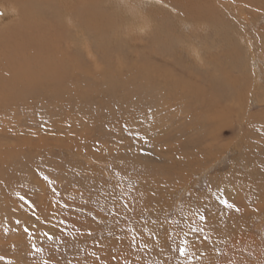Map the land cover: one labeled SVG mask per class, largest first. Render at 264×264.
Masks as SVG:
<instances>
[{
    "label": "rangeland",
    "instance_id": "374dc122",
    "mask_svg": "<svg viewBox=\"0 0 264 264\" xmlns=\"http://www.w3.org/2000/svg\"><path fill=\"white\" fill-rule=\"evenodd\" d=\"M97 2L117 10L109 6L117 25L98 33V90L25 92L0 109V264H264V0L235 14L216 8L228 25L175 31L156 20L136 29L119 0ZM156 4L161 16L171 12ZM64 37L90 65L86 38ZM163 45L162 62L151 52L163 54ZM228 47L238 69L218 56ZM149 57L184 66L160 77L169 83L155 96L136 89L142 71L127 70L133 59L146 70ZM114 70L125 74L118 83L104 79ZM220 71H233L241 89L225 81L214 89ZM176 78L203 91L177 87ZM140 175L165 180L140 192Z\"/></svg>",
    "mask_w": 264,
    "mask_h": 264
},
{
    "label": "bare ground",
    "instance_id": "6f19581e",
    "mask_svg": "<svg viewBox=\"0 0 264 264\" xmlns=\"http://www.w3.org/2000/svg\"><path fill=\"white\" fill-rule=\"evenodd\" d=\"M105 1L111 2V0H105ZM158 1L163 4V5H161V7H164V5L165 6L167 5L170 9L168 11H171V12H167L166 14L162 13L165 16H161L160 12H158L159 7L156 4V2H158ZM176 1H178V2L176 3ZM176 1L175 0H119L118 5H119V7H122V8H124V5L127 7L124 9H126L127 12L130 13L131 19L133 18V20L135 21L134 25H135L136 29L138 28L139 25L140 26L141 25H151L150 23H152V21L156 20L157 25H160V26L162 25L167 30H173L174 29V31H175V30H180V27H184L183 29H185V27H187V26H190L193 29L198 28V29L203 30L204 27L208 26L207 28H209L210 25H216V26L217 25H228L227 20L224 21L225 18L223 19L219 16H218L219 18L218 17L214 18L213 13H215V11L217 12L216 8L218 10L220 9L219 10L220 13L222 11H228L229 10L231 14H235V13L239 12V9L242 10L243 6H244V9H246V8L254 6V3L256 2V0H224V1H222V0H176ZM147 4H148V7L154 8V9H152V11L150 10V12H151V15H149V16H151L150 18H149V16H145V14H143V12H142L144 7ZM100 5L101 4H99L97 2V0H0V109L3 108V106H5V105L8 106V104L17 103L20 99H22V96H25V92L26 93L29 92V93L33 94L34 91H35V93H37L36 91H38V90H44L46 92L56 91L57 94H64L65 93V97L67 98L66 93H70V91L80 92L82 94L86 88L91 89V90H95L97 88L98 82L97 83L95 82V78H94L93 74L96 72L95 68L100 65V62L98 61V58H96V55H95L96 51L98 50V33L100 32L99 31L100 26L101 25H117L114 22L116 19H113V17L116 16L113 14V12L115 11L117 13L116 6L114 4H111V3H105L104 5H101L102 7H100ZM103 6H105V7H103ZM109 6H111L113 9V12H111V13L109 11V8H110ZM161 7H160V9H161ZM172 19L173 20L175 19L179 26L176 25L175 22H171ZM128 20H129V18H128ZM166 22H168V23H166ZM128 23H129V21H128ZM129 24L131 25V23H129ZM136 25H138V26L136 27ZM234 25H236V24L234 23ZM162 26H161V28H162ZM130 27L134 28L132 25ZM153 27H155V26H152V28ZM157 27H156V29H157ZM125 28L127 29L126 26H125ZM135 28H134V30H136ZM141 28H142V26H141ZM141 28H139V29H141ZM143 28H144V26H143ZM235 28H236V26H235ZM215 29L220 30L222 32L221 27H217ZM141 31H142V29H141ZM64 33H66L67 35H69V33H70L71 40H69V41H73L72 37L75 38L76 35L86 38V41L84 40L82 43H83V45H85V49L88 51V54H90L88 56L89 58L91 57L89 59L90 65H88V66L82 65V63L80 61L81 57H79V55H78L79 53H77L76 51H75V53H71L72 48H70L71 45L69 43H68V45H70V46L64 47V44L68 40V38L64 37V36H67ZM123 33L124 32H122V34H120V35L123 36L124 35ZM144 33H145V31H144ZM131 35H132V33H131ZM191 35H192V33H191ZM135 36H134V38H135ZM215 38L217 39V37H215ZM192 39H193V37H192ZM115 42H116V40H115ZM148 43H150V42H148ZM154 44L158 45V43H155V42H154ZM148 45L149 44H147L146 47ZM168 45H169V42H168ZM212 45L210 46L211 48H213ZM114 46H115V44H114ZM136 46H134V47H136ZM77 47H78V45H77ZM146 47H145V49H146ZM185 47H187V45ZM215 47H217V46H215ZM102 48H99L100 53L106 51L105 47H102ZM125 48H127V47L125 46ZM131 48H132V45H131ZM143 48L144 47H142V49ZM163 48H164L163 54L162 53L160 54V52H158L159 50H162V49L158 48V46H157L158 50L157 49H155L156 51L152 50V52H151L152 55L154 57L155 56L159 57L157 60L160 59L162 61V59H164V57H166L167 53L170 52L169 51L170 49L168 50L165 47V45H163ZM228 48L229 49L219 48L218 56L224 57L226 59L225 62L227 63V65L228 66L230 65V67L233 68L232 70H234L237 68L236 67L237 64H235L234 61H233L234 62V64H233L231 61L228 60L227 57L232 56L231 53L235 54V52H237V51L234 48L233 49H231L230 47H228ZM193 49L195 50V48H193ZM67 51H70V53ZM132 51H133V49H131V51H129V52H132ZM81 52H83V51H81ZM84 52H86V51H84ZM138 52H139V50H138ZM153 52L158 53V54H154ZM194 52H196V51H194ZM190 53H192V52H190ZM173 54H174V52H173ZM195 54L197 55L196 59H200L201 55L198 52H196ZM169 55L172 56V54H169ZM138 56H139V53H138ZM94 58H95V61H94L95 63L93 62ZM148 59L151 60L150 57ZM128 60L130 61V59H128ZM150 60H148V61H150ZM165 60H168L169 62H173V59H172V61L170 59H167V58ZM174 60H176L175 56H174ZM183 60H184V58H183ZM183 60H181V61H183ZM118 62H119V64L122 63L121 57L120 58L118 57ZM176 63H177V61H176ZM143 64H146V63L144 62ZM143 64H141L139 62V60L133 59L128 64L127 70H129V69L132 71L135 70L136 74H137V72L142 71V73H140L143 76L141 81L143 80L144 83H141V81L140 82L138 81L141 84H138V86H135V87H136V89H138V88L142 89L140 91L142 93H146V94H147V91L149 89H152L151 92L153 90L158 91V89H159V91H162L163 88L167 87L166 85H168V83H169V81L167 79L166 80L161 79L163 77L162 75H165V78H166V76H174L175 77L177 74H179V71L182 70V67H184V66H179V68L177 69L178 63H177V65L174 63V64H172L173 66H171L172 68H168L170 66L166 67L165 64L157 62L155 59V61H152V63H150L149 66L146 65V68H147L146 70H139L140 65H143ZM216 69H218V67H216ZM173 71L176 72V74H173ZM220 72H222V71H220ZM133 73H134V71H133ZM222 73H223V78H221V80H219L218 84L216 82L217 79L215 80L214 89H218L217 87H219V86H221V88H222L223 87V81H225V83L227 82V84L229 83L232 85V88H233L232 90H238L237 88L241 84L239 77L237 75H235L233 73V71L231 73H228V72L227 73L222 72ZM98 74H97V76H98ZM123 75H125V74H123V71L114 70V71L109 72V73H104V79H105V77H108V81L112 80V82H113V78H115V79H118L117 82H115V83H118L119 78H122ZM214 75H216V74H214ZM99 77L98 78L101 80V75ZM219 77L220 76L218 75L217 78H219ZM124 79H126V78L124 77ZM199 79L203 80V81H207V79H205V78L204 79L199 78ZM124 81H121V82L124 83ZM129 81L130 82L126 83L127 85L126 84H124V85H126V86L132 85L130 78H129ZM138 82H136V83H138ZM107 84L112 85L110 83H107ZM172 84H177V87H178V84H181V85L186 84L187 86L190 85V87L192 88V90L194 89V91H198V90H200V92L203 91V89L201 90L199 84H197L196 82L192 81L191 79H187V78L184 80H182L180 78H176ZM242 85H243V83H242ZM253 85H254V83H253ZM228 86L230 88V85H226V87H228ZM229 88H227V89H229ZM119 89H120V87L118 88L117 92L119 91ZM240 89H241V87H240ZM97 90H98V88H97ZM110 90H111V87H110ZM126 90L128 92L129 90H132V89H129V90L125 89V91ZM245 90H247V89H245ZM44 91H43V94L46 93ZM102 91H103V87H102ZM122 91L120 93L121 94L120 97L121 96L123 97ZM154 91H153V93L157 92V91H155V92ZM218 91H219V89H218ZM241 91H244V89ZM40 92H42V91H40ZM117 92H115V93H117ZM29 93L26 95H29ZM110 93H112V92H110ZM115 93H114V95H116ZM135 93H136V91H135ZM236 93L237 92H235L234 94H236ZM72 94L70 93V95H72ZM118 94H117V96H119ZM156 94L157 93H155L154 96ZM160 94H161V92H160ZM47 95H49V94H47ZM53 95H54V93H53ZM151 95H153V94H151ZM55 96L58 97L57 95H55ZM120 97H118V98L122 99ZM58 98H60L58 100L62 99L61 97H58ZM7 106H6V108H7ZM205 106H206V104H205ZM252 120H254V119L251 118V121ZM139 177H142V181H140L138 189L140 188L139 191L142 192L143 191L142 189H145L143 186L146 185L147 191H144L146 193H150V189H153V186L160 185V182H163L165 180V178H163L161 180L156 179L155 176H153V175H151V176L140 175ZM155 183H156V185H155ZM143 198L145 199V197H143ZM136 199L139 201L138 197L134 198V200H136ZM131 235H132V233H131ZM137 240H139V238H137ZM142 242H145V240H143ZM134 247L135 248H133V250L135 249V251H136V247H138L137 241H136V244Z\"/></svg>",
    "mask_w": 264,
    "mask_h": 264
}]
</instances>
